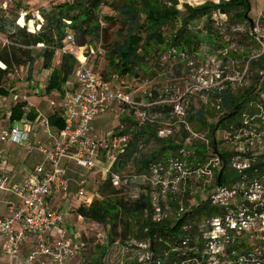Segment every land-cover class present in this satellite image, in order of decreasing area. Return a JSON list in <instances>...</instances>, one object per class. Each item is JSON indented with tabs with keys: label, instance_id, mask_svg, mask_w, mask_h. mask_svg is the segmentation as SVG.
I'll list each match as a JSON object with an SVG mask.
<instances>
[{
	"label": "rangeland",
	"instance_id": "rangeland-1",
	"mask_svg": "<svg viewBox=\"0 0 264 264\" xmlns=\"http://www.w3.org/2000/svg\"><path fill=\"white\" fill-rule=\"evenodd\" d=\"M64 1L66 0H13L7 9H0V22L4 27V31L0 30V47L14 44L12 35L17 30V26H24L27 32L39 31L41 25L46 23L42 11H49L55 7L54 5ZM171 1L168 0L169 4ZM176 1L182 14L165 28L167 32L175 30L181 25L186 4L197 6L206 1L218 3L221 0ZM249 1L251 22L238 21L241 23L225 24L224 21H226L227 16L218 12L219 10L214 12L213 17L216 19L212 22V27L218 33L219 38L211 43L206 33L207 19L205 16L198 17L190 24V29L200 39L193 53L183 52V50L176 51L172 46L162 48L156 55H147L140 64H137L133 74L127 73L120 76L116 68L110 64L106 54L108 47L113 45L114 40H121L122 38L121 15L116 12H113V15H118V19L111 24L101 18L102 26L108 27L107 32L101 33L99 36L88 37V46H80L74 50L75 70L83 56L96 71L112 79L115 86L132 91L139 89L134 92L137 100L148 102L150 100L149 93L152 92L155 97L161 95V99H166L168 107L173 108L174 105L179 104L180 109L185 111V114L172 113V117L170 116L171 111H166L155 122L140 124L138 119H133L132 115H128L125 108L120 106L107 110L93 123L99 137L107 140L111 139L113 133L119 132L122 127H125L132 133L133 137L140 138L145 142L144 154L164 148V153L161 154L162 159L174 155L179 149L178 147L186 143L188 145L194 143L196 147L199 145L203 151L205 150V155L200 159L196 153L191 151L195 150V146L192 149L188 148L191 151L190 157L187 159L188 164L195 169L199 164L202 172L192 176L190 181L179 187L181 190L185 188V193L168 192L165 203L168 206L166 210L167 220L179 216L178 209L182 204L191 209V205L197 203L196 200L210 197L218 189L216 179L221 164L220 166L216 165L217 156L213 150L212 141L214 143L216 141V146L220 150L230 153L228 155L231 166L234 167V156L240 144L234 142L235 132L229 139L226 136L233 129V125L236 126L243 120L244 113L250 114L260 111L257 105L261 100H264V89L259 88V84L264 88V60H259L260 55L264 54V0ZM103 11L112 13L109 7H104ZM221 19H224L222 24L219 22ZM42 46L39 44L32 48V54L36 56L34 63L15 67L14 72L9 76L6 87L11 91L7 95H0L1 124L10 119L2 114L3 110H10L15 102L24 100V98L30 103L39 105L44 116L56 109L58 110L57 106L51 105V101L55 100L60 103L62 90H53L49 94L43 95L40 93L42 86L39 84H43L50 70L59 65L58 62L61 60L63 51L61 49L56 51L51 68L48 70L44 67V56L40 53ZM251 59L257 60V63L253 65ZM1 64L3 65L0 61V66ZM257 75L260 76L259 82L255 90L249 94V99L244 104L241 114L224 122L220 129L217 126L215 128L216 135L213 138L211 124L217 123L219 116L225 111L219 104V87L232 91L237 100H241L244 92L251 89V85L256 84ZM74 76L72 74L69 79L72 80ZM200 108L203 109L202 117H198L194 112ZM16 121L18 124L20 123L19 119ZM160 128H172L173 132L168 136H160L158 134ZM144 129L149 132H145ZM169 140H173V143L177 145L176 148L167 146ZM237 141L239 142V140ZM240 143L245 144V139L241 137ZM22 147L23 145H19L20 151L26 155L27 151L23 150ZM31 158L34 159L36 165V155H32ZM61 165L65 168L68 180L74 181L75 184L86 177H91L93 180V184L88 183L87 196H78L77 187H75L72 192L74 202H77V199L81 203L85 200L91 202L95 199H101L100 188L105 182L98 174L97 167L90 168L79 165L68 158H63ZM206 168L211 172L203 173ZM145 169V164L142 168H136L134 164H130L121 172L141 174ZM138 182L145 185L150 184L148 181L143 182L139 177ZM4 194L5 191L0 189V197ZM126 194L128 195V193ZM78 205L79 203H76L75 206ZM69 214L66 219L70 231L73 232L77 230L75 224L76 211L71 210ZM139 219V217L133 218L132 226H135ZM85 222L87 223L82 224V226L79 225L80 228L77 231L81 232V236L74 243V252L66 264H92V261H95L96 264H154L155 257L153 251L149 249V241H140L134 237V234L129 235L130 232L135 233L136 230L130 229L124 236V225L122 224L113 230L111 224L108 223L86 219ZM202 226H200L201 229L207 227ZM237 239L244 245L251 246L253 250L258 248L264 251V219H257ZM103 249H105L104 253H102ZM0 264H5V262L0 260Z\"/></svg>",
	"mask_w": 264,
	"mask_h": 264
},
{
	"label": "built area",
	"instance_id": "built-area-1",
	"mask_svg": "<svg viewBox=\"0 0 264 264\" xmlns=\"http://www.w3.org/2000/svg\"><path fill=\"white\" fill-rule=\"evenodd\" d=\"M12 2L0 0V9H7ZM63 42V52L75 55V48L80 47L75 34L71 32ZM74 75L65 84L60 103L51 101L52 106L61 108L65 126L52 134L51 147H39L43 160L35 165L33 173L22 183L12 186L10 174L0 171V189L13 191L19 199V204L12 207L9 215H0V247L10 255H19L23 244L32 237L34 251L27 256L29 264H66L74 252L66 231L60 229L64 216L49 202L54 193L60 194L63 199L72 197L65 168L61 165L63 158L90 168L97 167L103 182L109 181L114 187L124 189L128 198L137 199L141 194L151 197L153 220L157 222L167 216L168 206L165 203L168 192L185 193V188L181 190L179 187L202 172L199 164L195 169L187 162L191 151L195 153V150L188 149L196 146L194 143L178 147L174 155L149 161L141 174L116 170L119 155L126 151L132 140H137L140 152H143L145 142L133 137L125 127L113 133L110 140L99 137L93 126L97 117L111 108L123 106L128 115L138 119L140 124H145L155 122L166 111H171V117L172 113L185 114V111L180 109L179 104L168 107L166 99H161V95L155 97L152 92L149 93L148 102L137 100L134 92L139 89L132 91L115 86L112 79L90 66L86 58L79 61ZM257 106L259 112L244 113L240 124L233 125L226 136L229 139L235 132L234 142L240 144L233 163L239 178L228 186L218 185V189L210 196L213 203L226 207L222 216L214 217L209 223L212 230L207 235L210 241L206 252L210 254L209 261L212 264H262L259 256L264 251L261 249H254V253L247 256L237 253L233 248L234 243L240 241L237 239L239 235L247 231L257 219H264V170L256 164L259 155L264 153V107L261 103ZM34 122V127H50L48 117H37ZM28 125L27 122L23 128L10 126L0 134V140L27 145L33 128L30 130ZM172 132V128L158 129L160 136H168ZM241 137L245 139L243 145L240 143ZM216 156V165L220 166L221 159L219 155ZM209 172L206 168L203 173ZM138 177L150 184L138 182ZM88 183L87 178L78 182V196H87ZM133 186L135 190L132 191ZM179 209V215L185 212L183 204ZM55 229L56 235L51 239L48 232ZM229 247H232L231 254L227 252ZM232 255L235 257L232 258Z\"/></svg>",
	"mask_w": 264,
	"mask_h": 264
},
{
	"label": "trees",
	"instance_id": "trees-1",
	"mask_svg": "<svg viewBox=\"0 0 264 264\" xmlns=\"http://www.w3.org/2000/svg\"><path fill=\"white\" fill-rule=\"evenodd\" d=\"M177 5L176 0L171 1L170 4L168 0H66L54 5L55 7L49 11H42L46 23L41 25L39 31L27 32L24 26H17V30L12 35L15 45L0 47V61L3 63L0 66V95H7L11 91L6 87V83L15 67L34 63L36 56L32 54V48L39 44L43 45L40 53L44 56V67L51 68L56 51L63 48V41L68 33L75 34L78 46H86L88 37L99 36L107 32L108 27L102 26L101 18L108 24L118 19V15H113V12L121 15L122 38L114 40L106 54L110 64L116 68L120 76L135 73L134 69L137 64H140L147 55H156L158 51L168 46H172L176 51L183 50V52L193 53L200 39L190 29V24L198 17H206V33L211 43L219 38L218 33L212 27V22L216 19L213 17L214 12L219 10L218 12L227 16L225 24L252 21L249 15L251 10L249 0H221L218 3L206 1L197 6L186 4L181 25L167 32L165 28L182 14ZM104 7H109L112 13H105ZM223 20L219 22L222 24ZM0 30L4 31L1 22ZM259 60H264V54L260 55ZM251 62L254 65L257 60L251 59ZM75 63L76 58L73 53H62L60 64L52 69L47 80L46 94L53 90L64 92L63 86L74 74ZM259 77V75L256 76V84L251 85V89L244 92L241 100H237L233 92L228 89L219 91L220 105L225 111L219 116L217 123L211 124L213 138L216 135V126L220 129L224 122L241 114L244 104L249 99V94L255 90L259 82ZM259 88L264 89L261 84ZM260 103L264 107V100ZM28 105L27 100H21L12 105L10 122L21 120L23 117H26L28 122L34 121L38 117V112ZM194 112L198 117L203 115L201 108ZM49 123L57 129L65 126L64 119L58 113L49 117ZM144 131L149 132L146 129ZM160 140L163 141L162 138ZM212 144L214 152L221 159V168L224 167L220 180L221 168L218 169L217 185L228 186L239 178L237 170L231 166L228 155L230 153L220 150L218 146L216 150L213 141ZM167 146L176 148L177 145L173 143V140H169ZM162 153H164V148L144 154L140 152L138 142L134 139L126 151L119 155L115 169L122 170L132 163L136 168H142L144 164L146 167L149 161L160 159ZM195 153L201 159L205 155V150L203 151L198 145ZM256 164L261 167L262 171L264 170V153L259 155ZM100 195L101 199H95L89 205H80L77 208L78 214L88 220L111 224L113 230L122 224L124 225V236L130 229L136 230L135 233L130 232L129 235L134 234V237L140 241H149V249L153 251L155 257L154 264H212L209 261L210 254L206 252L210 241L207 235L212 230L209 223L214 217L224 214L225 206L213 203L210 197H204L202 200H196L197 203L191 205V209L185 207V212L172 220H167L166 217L161 222H157L153 220V205L148 195L141 194L137 199L128 198L124 189L114 187L109 181L101 185ZM135 217L140 219L137 221V226H132ZM202 225L207 226L206 229H201ZM233 248L242 255L251 256L254 253L251 246L248 247L241 241L234 243ZM104 252L105 249L102 250V253ZM227 252L231 254L232 247H229ZM234 257L232 255V258ZM259 258L264 264V254ZM92 264L96 262L92 261Z\"/></svg>",
	"mask_w": 264,
	"mask_h": 264
},
{
	"label": "crops",
	"instance_id": "crops-1",
	"mask_svg": "<svg viewBox=\"0 0 264 264\" xmlns=\"http://www.w3.org/2000/svg\"><path fill=\"white\" fill-rule=\"evenodd\" d=\"M33 30V28H32ZM60 64V61L58 62ZM49 70V68H47ZM52 70H50L49 75L46 77V80L43 84H39L42 86L40 93L45 94V86L47 83V80L51 74ZM71 80V79H69ZM24 100H27L24 98ZM28 101V100H27ZM18 102V101H17ZM16 103V102H15ZM14 103V104H15ZM13 104V105H14ZM29 107L34 108L38 112V117H50L54 113H58L61 116V108L58 107V110L52 111L50 114L45 115L43 114V111L41 110L40 106L37 104L30 103L28 101ZM11 108V107H10ZM9 109V108H8ZM10 110H3V115L8 118V113ZM62 117V116H61ZM35 121V120H34ZM34 121H27L26 117H23L20 120V123L18 124L17 121L10 122L5 120L4 124L0 125V134L10 126H16V127H25L27 126V122L29 123L28 128L31 130V137L30 142L27 145H24L22 147L23 150H26V155L23 154L20 149L19 145L11 142H4L0 140V171L9 173L11 176V184L17 185L22 183L29 175L33 173L34 167H35V161L31 158L32 155H36L37 163L43 160V155L39 150V147H51L53 142L52 134H54L57 130L55 127H34ZM29 149V151H28ZM89 181V184H93V180L91 177H86ZM79 182V181H78ZM78 182L75 184V182L70 183L71 191L75 190V187H77ZM74 183V184H73ZM88 184V186H89ZM72 186V187H71ZM5 194L0 197V215H9L11 213V209L14 206H17L19 204V199L15 195V193L11 190H4ZM73 194V193H72ZM15 198H14V196ZM17 198V199H16ZM77 202H74V196L69 197L66 199H63L60 194L54 193L52 197L49 199L50 204L57 208L64 216L63 223L60 225V229H64L68 235L69 240L72 243V246L74 247V243H76L77 238L81 236V232L77 231L82 224L87 223L85 222L84 217L78 214L77 208L82 205L86 204L89 205L91 202L84 201L81 203L79 199L76 200ZM76 203H79L78 206H75ZM81 203V204H80ZM74 206V209H73ZM75 210L77 218L75 219L76 224V231H70V228L68 227L67 222V216L70 215V211ZM88 220V219H86ZM80 225V226H79ZM57 230L48 232V236L53 239L56 235ZM73 235V237H72ZM34 251V244L33 239L30 237L22 246L21 254L19 255H10L6 253L1 247H0V260H3L5 264H29L27 260V256L31 254ZM70 258V257H69ZM67 259V261L69 260Z\"/></svg>",
	"mask_w": 264,
	"mask_h": 264
},
{
	"label": "water",
	"instance_id": "water-1",
	"mask_svg": "<svg viewBox=\"0 0 264 264\" xmlns=\"http://www.w3.org/2000/svg\"><path fill=\"white\" fill-rule=\"evenodd\" d=\"M216 128H217V126H216ZM214 146H215V149L217 150L216 141H215V143H214ZM223 170H224V167H222L221 170H220V173H219V180L221 179V176H222Z\"/></svg>",
	"mask_w": 264,
	"mask_h": 264
},
{
	"label": "bare ground",
	"instance_id": "bare-ground-1",
	"mask_svg": "<svg viewBox=\"0 0 264 264\" xmlns=\"http://www.w3.org/2000/svg\"><path fill=\"white\" fill-rule=\"evenodd\" d=\"M78 55V54H77ZM82 60H84V57L82 56V58H81Z\"/></svg>",
	"mask_w": 264,
	"mask_h": 264
}]
</instances>
